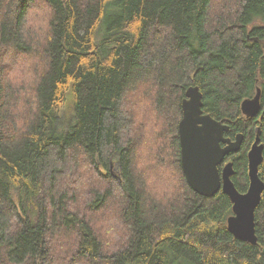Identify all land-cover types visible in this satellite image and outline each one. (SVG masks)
I'll return each instance as SVG.
<instances>
[{
    "label": "trees",
    "instance_id": "obj_1",
    "mask_svg": "<svg viewBox=\"0 0 264 264\" xmlns=\"http://www.w3.org/2000/svg\"><path fill=\"white\" fill-rule=\"evenodd\" d=\"M8 56L31 69L29 87L11 84ZM191 85L226 136L243 134L225 157L240 192L259 127L264 182V0H0V264H264V190L253 245L228 232L227 194L186 182L177 129ZM141 88V119L159 131L144 166L140 113L124 107ZM257 88L248 118L241 100ZM168 158L179 185L163 201L146 166Z\"/></svg>",
    "mask_w": 264,
    "mask_h": 264
},
{
    "label": "water",
    "instance_id": "obj_2",
    "mask_svg": "<svg viewBox=\"0 0 264 264\" xmlns=\"http://www.w3.org/2000/svg\"><path fill=\"white\" fill-rule=\"evenodd\" d=\"M198 86L191 85L185 89L181 101L182 116L178 123L180 143V163L186 182L195 192L210 197L221 190L232 202V214L226 218L228 232L235 238L255 244V209L264 190V182L259 177V166L263 159V143L260 142V130L250 145L247 154L248 187L240 192L233 180L234 165L231 160L225 161L229 153L237 152L243 134L237 133L233 139L226 136L229 124L204 113L202 93ZM260 90L256 89L253 97L241 100V114L253 117L259 113Z\"/></svg>",
    "mask_w": 264,
    "mask_h": 264
},
{
    "label": "rangeland",
    "instance_id": "obj_3",
    "mask_svg": "<svg viewBox=\"0 0 264 264\" xmlns=\"http://www.w3.org/2000/svg\"><path fill=\"white\" fill-rule=\"evenodd\" d=\"M35 6L36 5L33 4L32 7L34 8ZM32 17H34V16L32 15ZM44 21H46V19H43V18H34L33 19V23H34L33 28H34V30H36L37 34L41 33L37 30H39V28L41 26H44ZM9 58H10V56L5 57L3 59H4V62H6V63L10 62L9 63L10 69H11V72H13L11 75V77H13V78H12V80H10L11 84H13V85H15V87H17V86H20V84L22 83L25 87H29L30 86L29 83L32 82V74L30 72L31 69H29L28 71H26V70L24 71V66L20 65L18 62H14V59H15L14 57H11L10 58L11 60ZM23 92H25V91L23 90ZM137 93H138V96L136 95L135 100H133V101L130 97V93L126 94V100H127L128 104L124 105V107L125 108L126 107L135 108L136 112L139 111V113H140V116L135 118L136 119L135 120L136 127H139L140 125H142L139 128H144L143 132H145V135L141 136V138L147 137L148 141H144L143 145L145 146V149L142 151H140V150L137 151V157L136 158H138V159L142 158L144 161L140 160L139 163L141 166H144L145 163H147L148 156L150 157L153 155V151L151 149L147 148V146L150 143L149 130H152V129L148 125V119L147 118H144V120L141 119L142 115L145 114V112L149 109L148 104H149L150 99L145 95V92H143L142 88L139 91H137ZM135 109H133V110H135ZM127 111L129 112V109ZM14 112H16V111H14ZM19 122H21V121L17 120V123H19ZM143 122H145V123H143ZM156 125H155V127L153 125L152 131L156 130ZM158 126H157V128H158ZM132 130H136V129L135 128L130 129L131 132H132ZM157 132H159V131H157ZM158 142H160V140L157 139V143H155L156 147L162 148L160 146V144H158ZM146 155H148V156H146ZM83 164H86V162L84 161ZM166 165H167V167H165V164L162 161L161 163H158V164L153 165V166L152 165L146 166V167H149L147 169V171L151 170L153 172V174L155 175L153 177H157L156 183H157V186H160L158 193H156V195H154V196L158 197L159 200L163 199V201H165L166 198L171 197V195L174 194V192L176 191V188L179 185L177 175L174 174L175 172L173 169L174 168L173 159L168 158L166 161ZM146 167H145V170H146ZM141 170L145 171L142 168H141ZM163 174H165L166 177H169L171 179V181L164 180L165 176L162 177ZM149 188L153 191V189L150 186H149ZM120 232H122L121 229H120ZM122 234L124 235L123 232H122ZM113 244H114V240L108 239L105 242V245H107V246H112Z\"/></svg>",
    "mask_w": 264,
    "mask_h": 264
},
{
    "label": "flooded vegetation",
    "instance_id": "obj_4",
    "mask_svg": "<svg viewBox=\"0 0 264 264\" xmlns=\"http://www.w3.org/2000/svg\"><path fill=\"white\" fill-rule=\"evenodd\" d=\"M260 90H261V88H260ZM231 139H233V138H231ZM260 139H261V138H260ZM260 139H259V140H260ZM260 142H261V140H260ZM261 143H262V142H261ZM227 161H229V160H228V159H226V162H227Z\"/></svg>",
    "mask_w": 264,
    "mask_h": 264
}]
</instances>
